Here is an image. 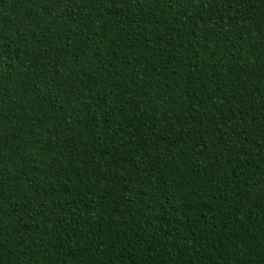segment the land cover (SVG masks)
Here are the masks:
<instances>
[{
	"label": "trees",
	"instance_id": "16d2710c",
	"mask_svg": "<svg viewBox=\"0 0 264 264\" xmlns=\"http://www.w3.org/2000/svg\"><path fill=\"white\" fill-rule=\"evenodd\" d=\"M0 264H264V0H0Z\"/></svg>",
	"mask_w": 264,
	"mask_h": 264
}]
</instances>
